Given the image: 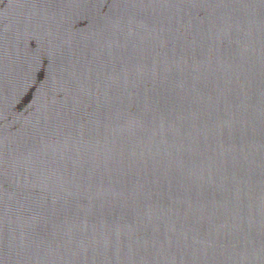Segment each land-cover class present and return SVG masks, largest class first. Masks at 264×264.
<instances>
[{"label":"water","instance_id":"obj_1","mask_svg":"<svg viewBox=\"0 0 264 264\" xmlns=\"http://www.w3.org/2000/svg\"><path fill=\"white\" fill-rule=\"evenodd\" d=\"M0 264H264V0H0Z\"/></svg>","mask_w":264,"mask_h":264}]
</instances>
